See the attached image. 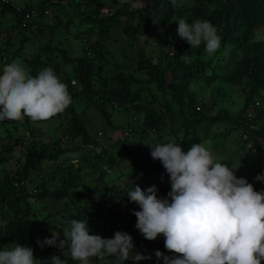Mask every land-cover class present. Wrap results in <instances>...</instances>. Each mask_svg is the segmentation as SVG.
I'll return each instance as SVG.
<instances>
[{
    "label": "trees",
    "instance_id": "obj_1",
    "mask_svg": "<svg viewBox=\"0 0 264 264\" xmlns=\"http://www.w3.org/2000/svg\"><path fill=\"white\" fill-rule=\"evenodd\" d=\"M50 1L52 0H39L36 4L30 3L24 7L19 5L21 9L17 11L14 8V2L9 0L7 4L0 5V17L5 12L12 14L16 22L11 27L23 31L21 13L37 9L35 24L50 27L49 24L39 21L41 16L51 14L52 4L49 3ZM84 1L86 0H73L76 4L73 15L80 13L79 23L85 24L90 29L88 36L81 35L83 32H80L84 55L75 59L76 65L73 70V75L77 78V86L80 85L79 88L71 85L70 80L73 77L63 74L61 68H54V70L56 69L61 81L67 84L70 94L77 97L84 95L91 105L101 109L105 122H111V114L114 109L122 107L127 116L134 112L131 119L139 123V130L129 129L131 136L118 139L116 144L125 149L124 146L129 141L127 139H131L136 133L144 135L149 130L155 131L159 135L160 129L170 125L171 127L175 126L172 131L182 130L181 135L176 137L174 142L187 151L194 143H200L208 138L226 139L233 130L240 129L241 135L236 143L239 147L233 149L232 152L234 158L223 159L222 157L219 161L228 164L232 169L238 167L235 172L237 177H245L255 190L264 191V181L256 179L258 174L264 173V147L260 142L254 140L255 135L264 132V107L259 104L264 100V39L256 38L255 32L257 28L264 26V0H192L183 5H180V0H177L178 6L176 7L173 6L171 0H145L142 6L130 5L129 7L115 6L116 2L112 0L114 8L108 15L100 12V0H92L95 15L82 13L79 7ZM47 3L49 4L47 5ZM47 9H49V14L46 13ZM176 18H184L189 24L199 19L211 22L217 28L218 35L221 36V45L217 52L209 56L205 52L203 44L198 48H191L186 39L180 38L179 35H172L168 50L163 51L164 56L158 60L157 64L155 66L145 64L143 68L139 69L143 72L142 76L123 70L106 72L105 66L94 64L96 57L103 55L104 43L111 38L112 27L116 29L120 27L127 31L126 40L130 42L135 41L138 32L147 27H151V31L159 32L168 23L177 25V20H174ZM134 22H136V26L131 24ZM35 24L29 23L23 32L31 29ZM254 39L257 42H253ZM48 45L51 47V43ZM87 51L90 53L92 51L93 57H86V54L90 55ZM61 52L65 59L70 61L69 56L65 55L66 51L61 50ZM36 59V62H39L40 59ZM87 59L89 60L87 61ZM105 61L108 59L106 58ZM46 65L44 64L38 69L34 67L35 72L32 74L38 73L41 67H49ZM167 73L171 76L169 82L166 79ZM193 84L198 85L195 90L192 88ZM222 84L239 87L242 91L243 105L235 112V116L228 114L224 108L227 92ZM135 85H138L137 89L133 88ZM206 87H210V102L205 101L199 94V91ZM151 88H155L154 92ZM107 103L112 104L111 110L107 108ZM113 103L116 105L114 104V106ZM249 108L255 110V115L252 118L247 117ZM68 111L76 112L72 107ZM71 122L68 130L69 136L73 138L81 136L83 143L94 147L101 144L94 136L88 135L85 127L82 126L84 122L77 118L76 113L75 118L72 114ZM219 124H224L223 129L216 130L215 126L217 127ZM60 134L61 136L65 135V133ZM243 134H247V139L242 137ZM40 141H23L25 149L18 161V166L21 161L24 163L13 172H8L6 181L0 189V201H4L13 212L19 215L27 207L29 209L26 199L33 195L40 198L46 194H54L60 199H69L71 203H75L76 199L81 198L78 194H81L82 190H76L81 186V183L78 182L79 175L76 173L77 171H74V166L71 163L64 169V171L67 170L68 175L54 189L50 191L45 186L39 188L40 183L36 182H43L44 178L40 171L44 160L57 159L62 152L66 151L58 144L57 140L43 142L40 138ZM248 142H256L255 152L247 148ZM15 144V142H7L2 145L3 150L10 151ZM78 149L80 150L79 147ZM242 150L245 152H241ZM83 153L90 159H100V176L109 172L108 167L116 165L114 164L115 157L111 156L108 149L99 155L97 153L90 154V152ZM129 159L134 172L139 174L138 178L132 180V183L138 184L146 180L149 186H156L158 197H167L171 183L169 174L162 163L153 159L151 152L141 153L137 158L132 152ZM33 183H36L35 186ZM132 183L128 182L127 186L129 187ZM80 212L74 214L72 220H88L90 234L102 236L109 232L107 237L109 238L117 231L127 232L133 238V251L151 257L140 261L129 259L125 261L126 264H164L163 259H158L155 252L158 250L157 240L159 239L162 242L159 251L168 255L169 251L164 245L165 237L161 234L155 240L145 239L135 229L133 221L137 222V217L134 214L123 213L119 217L116 215L113 217V213H117V210L112 207L111 211L106 213L109 219L108 223L93 226L91 225L92 219ZM103 213L100 212V215ZM111 214L112 216L109 218ZM10 231L12 235L16 236V232L13 233L12 225ZM52 231L59 232V239H64L62 228L49 224V222L41 223L35 220L25 221L24 225L22 224V227L18 228L17 233L22 241L29 245L45 236L51 238ZM14 236L12 237L17 238ZM45 249L50 257L61 255V259L67 260L68 264H79V262L71 260L70 257L63 256L61 250L56 246L54 248L48 246ZM172 255L174 254L172 253ZM38 264H51V260L44 257L38 260ZM261 264H264V260L261 261Z\"/></svg>",
    "mask_w": 264,
    "mask_h": 264
},
{
    "label": "clouds",
    "instance_id": "obj_2",
    "mask_svg": "<svg viewBox=\"0 0 264 264\" xmlns=\"http://www.w3.org/2000/svg\"><path fill=\"white\" fill-rule=\"evenodd\" d=\"M100 2L107 5V0ZM171 2L174 7L178 6L177 0ZM108 9L110 13L112 8ZM174 20L178 21L177 34L186 39L191 48L203 44L209 56L220 48L221 36L211 22L196 20L189 24L184 18ZM26 27L21 28L24 31ZM3 60L6 61L5 57ZM72 103L67 84L51 67L33 75L19 59L3 66L0 121H23L25 117L34 122L46 121L63 113ZM254 115V109H247L248 118ZM128 136H131L129 131L118 139ZM75 139L83 143L81 136ZM118 139L103 141L97 147L101 152L109 150ZM148 145L152 149L151 157L159 160L169 174L171 190L167 197H158L155 185L147 189L134 185L126 194L140 209L133 210L137 217L136 228L147 240H155L162 234L165 248L174 254L165 255L157 250L156 257L163 259L164 264H261L264 260V191L255 190L245 177H237L238 167L232 169L220 162L203 142L192 144L187 151L174 141ZM76 146L80 151L97 153ZM256 179L264 181V173L258 174ZM64 223L69 225L63 231L64 239H59V232L52 231L51 238L37 241L39 246H56L63 256L79 264H92L94 257H98L101 264L108 257L115 258L113 264L151 258L134 253L133 238L127 232L117 231L113 237L104 238L90 234L88 220L73 219ZM50 259L51 264H68L61 255ZM0 264H38V259L31 247L13 242L0 250Z\"/></svg>",
    "mask_w": 264,
    "mask_h": 264
},
{
    "label": "rangeland",
    "instance_id": "obj_3",
    "mask_svg": "<svg viewBox=\"0 0 264 264\" xmlns=\"http://www.w3.org/2000/svg\"><path fill=\"white\" fill-rule=\"evenodd\" d=\"M10 1L18 2L19 5L24 6L26 3L36 4L39 0ZM191 1L192 0H180L179 4L183 5L190 3ZM112 2V0H107L108 7L113 9ZM115 2V6L129 7L130 5L142 6L145 3V0H115ZM49 3L52 4L50 8L51 14L41 16L39 21L49 24L50 27L38 23L35 24L36 22L34 21L32 23L33 25L35 24V26L23 32L20 29L10 26L16 22L13 15L8 21L3 20L0 22V25L2 26L0 29V73H2L5 64L10 63L15 59L22 61V63L34 73V67L37 65V57L43 61V64H47L46 66H51L53 69L61 68L63 74L73 77L77 81V78L73 75V70L76 65L75 59L77 57L81 58V56L84 55V47L82 44V37L80 38V31L83 32L81 35L88 36L90 29L89 27H86L85 24L82 25L79 23V18H81L80 13L73 15V10L76 6L73 0H56L50 1ZM93 8V1L86 0L81 7H79V10L85 14L90 13L95 15ZM76 9H78V7H76ZM5 14L9 16L8 12H5ZM71 16H73V20L71 19ZM199 20L203 21L202 19ZM2 22H4L3 25ZM131 24L136 26V22ZM5 27L6 29L2 30ZM177 28L178 24L169 25V23L166 27L161 28L159 32L151 31V27H147L145 30L138 32L135 41L128 42L126 40L127 31L120 29V27H117V29L112 27L110 30L111 38L107 39L104 43L105 49L103 50V55L96 57L94 64L97 66L101 65V67L102 65L105 66L106 72L123 70L127 73L142 76L143 72L139 71V69L143 68L145 64L152 66L157 64L158 60L164 56L163 51L168 50V44L172 35H178ZM7 30L11 31L6 32ZM255 32L256 38L264 39V26L257 28ZM91 39L92 37L90 40ZM49 43H51V47H49ZM61 50L66 51L65 55L69 56L70 61L65 59ZM87 52L90 53V51ZM86 55V57H93L92 51L90 55ZM3 56L6 61L3 60ZM26 58L28 59L25 60ZM106 58L108 61H105ZM89 59H87V61ZM42 68L43 67H41L40 70ZM56 69L54 71L58 76ZM170 78V74L167 73L166 79L168 82ZM79 86H77V88H79ZM197 86L198 85L193 84L192 88L195 90ZM222 86L227 92L224 108L227 110L228 114L235 116V112L243 105L242 91L239 87L229 84H222ZM133 88L137 89L138 85H135ZM151 89L152 91L155 90V88ZM209 91L210 87H206L204 90L199 91V94L207 102L211 101ZM71 96L73 98V103L63 113L44 122L45 124H41L43 121L34 122L28 117H25L23 121H0V189L6 181L8 172H13L24 163L21 161L18 166V161L22 157V153L25 149L23 141L41 142V138L43 142H53V140H57L58 144H60V133L67 134L69 132V124L72 123V114L75 118L76 113L77 118L84 122V125L82 124V126L85 127L88 135L94 136L100 142L116 140L131 128L139 130V123L131 119L133 118L134 112L129 113L127 116L122 107L114 109L111 114V122L108 123L104 121L101 109L91 105L90 101H88L84 95L77 97L76 95L71 94ZM93 101H95V99H93ZM114 104L116 105V103H113V105ZM259 104L264 107V100L259 102ZM106 106L111 110L110 108L112 104L107 103ZM70 107L76 112L71 113L68 111ZM38 126H41V128ZM223 126L224 124H219L217 127L215 126V129H223ZM174 128L175 126L171 127L170 125H167L160 129L159 135L158 133H155V131L149 130L145 132L144 135L136 133L131 139H127L129 141H127L128 144L124 146L125 149H122L121 145H113L110 147L109 151L111 156L115 157L114 164L116 165L115 167L114 165L108 167L109 172L107 171L101 176L99 174V160L90 159L89 156L85 157L83 151H80L78 146H76L77 143L75 146L62 152L57 159L52 161L44 160L40 171L41 176L43 175L44 178L43 182H36L40 183L39 188L45 186L51 191L59 185V183L62 182V179L64 180L68 175V172H66L67 170L64 171V169H66L71 162V165L74 166V171H77L76 173L79 175L78 182L81 183V186L76 190H82L81 194H78L81 198L76 199L75 203H71L69 199H60L54 194H46L40 198H37V195H33L29 199H26L29 209L26 206L27 209H24L21 215L13 212L4 201H0V250H3L13 242H16L31 247L34 250V256L38 260H41L44 257L51 260V257L45 251V248L48 246L46 245L41 248L37 243L38 240L43 241L46 236L30 243L29 245H26L22 241L17 230L19 227H22V224L24 225L25 221L35 220L41 223L49 222V224L57 225L64 231L69 227L64 221H71L73 218L72 216L79 211H81L80 213L85 214L87 218L89 217V219H92L91 225L93 226L108 223L109 219L108 216H106V213L107 211H111L112 207H115L117 210V213H113V217H115V215L116 217H119L123 213L133 215V210L138 211L139 206L135 202H130L126 192L134 185H139L141 188L147 189L149 184L146 180L138 184H135L134 182L132 183V180L138 178L139 174L138 172H134L129 157L132 152L135 158L141 153L151 152L152 149L148 144L154 145L158 142L174 141V139L179 137L182 133V130L172 131ZM99 132L101 133L100 135H98ZM240 134L241 130L235 129L226 139L208 138L201 142L206 144L218 160H221L222 157L223 159H232L234 158L232 155L233 149L239 147L236 143L240 138ZM79 137L80 136L77 138ZM7 142L16 143L10 151L7 149L3 150L2 145ZM241 152L245 151L242 150ZM81 156L85 158L83 160L84 162L82 161L77 164L74 160L80 161ZM128 182L132 183L129 187L127 186ZM36 183H33V186H35ZM169 189L171 190V185H169ZM116 197L119 198L114 201V198ZM100 212L104 213L100 215ZM111 216L112 214L109 215V218ZM133 224L135 226L136 222L133 221ZM11 225L13 227V233L16 232V236L12 235L10 231ZM135 229L140 235H142L136 226ZM108 234L109 232H107V235H102V237L107 238ZM12 236L17 238H13ZM111 237H113V235H110L109 238ZM157 242L159 244V250L161 249L162 242L159 239ZM49 247L54 248L55 246ZM61 254H63L62 250ZM168 255H172V253L168 252ZM114 259V257H108L102 262V264H113ZM92 264H101V262L98 261V257H94ZM124 264H126V262H124Z\"/></svg>",
    "mask_w": 264,
    "mask_h": 264
},
{
    "label": "built area",
    "instance_id": "obj_4",
    "mask_svg": "<svg viewBox=\"0 0 264 264\" xmlns=\"http://www.w3.org/2000/svg\"><path fill=\"white\" fill-rule=\"evenodd\" d=\"M7 3H8V0H0V4H7ZM14 8L17 11H20V9H21L16 4H14ZM108 11H109V9H108L107 5L105 4V2H103L102 5H101V8H100V12L103 13L104 15H106V14L109 13ZM46 13L49 14V9L46 10ZM37 14H38V10L37 9H31V10L25 11L24 13H21V15H22L21 27H26V26H28L29 23L33 22V20L37 16ZM70 83H71L72 86H76L77 85V81L74 78H72L70 80ZM248 115L249 116L252 115V111L251 110H249ZM242 137L244 139H247V134H243ZM254 138H255V141L260 142L262 145L264 144V140H263L264 139V134H262L260 136L256 135ZM59 140H60V145H61V147L64 150L75 146L76 143H77V145L81 146V148L94 150L97 153L101 152V148L94 147V146L88 145V144H83L80 139H75V138L69 136L68 133L63 135V136H60ZM255 143L256 142H248L247 143V147L250 148V150L253 151V152L256 149V144Z\"/></svg>",
    "mask_w": 264,
    "mask_h": 264
},
{
    "label": "crops",
    "instance_id": "obj_5",
    "mask_svg": "<svg viewBox=\"0 0 264 264\" xmlns=\"http://www.w3.org/2000/svg\"><path fill=\"white\" fill-rule=\"evenodd\" d=\"M14 3L13 4H17V5H19L18 4V2H15V1H13ZM28 4H30V3H26L24 6H28ZM21 6V5H20ZM12 17V14H10L9 13V16L8 15H1V17H0V22L1 21H3V20H9L10 18ZM3 23L4 22H2V25H3ZM11 26V25H10ZM2 27V26H1ZM4 29H6V27L4 28ZM80 32H82V31H80ZM11 38V37H10ZM9 38V39H10ZM39 56V55H38ZM4 57V56H3ZM37 58V57H36ZM28 58H26L25 60H27ZM44 64H43V61L42 60H39V62H37V65H36V69H38L40 66H43ZM49 67H51V66H49ZM52 68V67H51ZM53 69V68H52ZM54 70V69H53ZM47 121V120H46ZM46 121H43V123H41V124H45L44 122H46ZM39 128H41V126H38ZM85 158L83 157V156H81V160L80 161H77V160H74L77 164L78 163H80V162H82L83 160H84ZM84 162V161H83ZM71 163V162H70ZM76 164V165H77ZM55 172V171H54Z\"/></svg>",
    "mask_w": 264,
    "mask_h": 264
}]
</instances>
